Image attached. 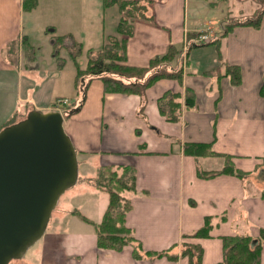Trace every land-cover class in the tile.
Listing matches in <instances>:
<instances>
[{"label":"crops","instance_id":"1","mask_svg":"<svg viewBox=\"0 0 264 264\" xmlns=\"http://www.w3.org/2000/svg\"><path fill=\"white\" fill-rule=\"evenodd\" d=\"M191 1L220 17L218 42L190 43L193 31L212 27L191 25L187 7ZM24 14L22 0H0V128L33 109L49 111L56 98L76 90L77 70L66 80L65 56H60L63 65L58 58L54 62L51 57L49 66L41 60L44 53L53 51L56 36H68L69 43L82 47L88 44L93 51L110 36L126 38V63L138 67L149 66L174 46L179 53L167 69L181 67L184 76L182 82L162 78L143 96L105 92L103 80L94 77L84 97L80 93L75 99L67 96L79 107L66 116L64 125L84 161L82 198L61 216L51 217L23 264H191L182 255L187 245L203 248L201 264H219L224 256L223 237L238 234L253 237L254 243L260 241V264H264V239L260 238L264 229V0H152L146 18L132 16L131 36L117 31L120 20L127 18L119 4H108L103 26L92 36L84 23L79 30L73 21L44 24L38 42L25 27ZM260 14L258 27L237 25L222 35L228 23ZM25 38L32 50L25 49ZM227 65L241 68L239 85L225 74ZM63 81L66 90L61 93L57 83ZM187 88L195 95L193 107L185 105ZM167 91L181 94L179 121H169L159 111L158 99ZM11 94L25 104L17 107ZM187 143H210L216 154L185 153ZM228 163L242 174L200 175L221 171ZM120 166L136 171V191L126 193L132 204L126 225L141 244V258H135L134 244L122 250L97 244L94 223L102 221L109 193L97 187L95 180L102 168ZM76 210L91 222L73 213ZM207 218L212 224L210 235L194 236ZM164 250L178 258L146 254Z\"/></svg>","mask_w":264,"mask_h":264},{"label":"trees","instance_id":"2","mask_svg":"<svg viewBox=\"0 0 264 264\" xmlns=\"http://www.w3.org/2000/svg\"><path fill=\"white\" fill-rule=\"evenodd\" d=\"M107 3H118L121 11L125 9V4L121 3L120 0H107ZM37 4L38 0H22L24 11L34 9ZM135 8L136 10H140L138 15L146 18L145 7ZM261 16L262 14L245 21L228 23L222 30V35H226L237 25L247 24L258 27L261 21ZM117 31L119 34L131 36L133 34V24L127 23L126 19H121ZM66 37L68 36L60 35L55 37L53 53L58 59H61L59 56L60 50L63 47L67 48L71 58L77 66L75 85L81 86V97H84L86 86L94 77H99L103 80L105 92L139 94L141 96L145 94L149 87L162 78H174L180 82L183 81L184 72L181 67L177 69H167V65L170 64L179 53L174 46H171L165 55L151 60L149 66L138 67L126 63L127 39H118L115 36H110L108 37L107 43L102 45V47L96 51H90L87 66L83 69L80 67L77 60L82 53V44L78 42L69 43ZM218 39L219 36L210 42V44L218 42ZM24 46L27 51L30 49L32 50L27 38H25ZM60 65H63V63ZM225 74L231 77L233 84L239 85L242 82L241 68L239 66L227 65ZM186 91L185 105L187 107H193L196 103L194 92L190 88H187ZM261 95L264 97V82L261 87ZM180 98L181 94L167 91L158 99L159 111L167 118V120L172 122L179 121L182 113V102ZM81 103V101L78 102L79 105ZM75 106H77V101L74 102L73 106L68 107V109L70 110ZM18 119V116L11 118L0 128V130L5 126L16 122ZM184 151L185 153H191L197 156L216 154L212 150L210 143H187ZM222 172H237L238 174H242V171L235 169L231 163H228L221 171L211 173L200 172V175L209 176ZM95 183L97 187L104 189L109 193V204L104 213L103 219L100 223H94L98 246L105 249L122 250L126 245L134 244V256L135 258H141V244L134 237L132 230L126 225L127 213L132 208L131 200L127 197L126 193L136 191L135 169L130 166H120L118 168L104 167L99 171ZM73 213L79 215L83 220L91 222V220L82 215L79 210H76ZM211 227V220L210 218H207L205 225L193 235L196 237H207L210 235ZM260 238L264 239V229L261 231ZM223 242L224 256L222 262L219 264H260V241L254 243L253 237L238 234L224 236ZM146 254L158 258L164 256L171 259L178 258L177 255H171L169 250L160 252L149 251ZM182 255L188 256L191 264H201L203 248L201 246L187 245L183 250Z\"/></svg>","mask_w":264,"mask_h":264},{"label":"water","instance_id":"3","mask_svg":"<svg viewBox=\"0 0 264 264\" xmlns=\"http://www.w3.org/2000/svg\"><path fill=\"white\" fill-rule=\"evenodd\" d=\"M66 115L33 109L0 130V264L23 258L43 237L60 196L78 181Z\"/></svg>","mask_w":264,"mask_h":264},{"label":"rangeland","instance_id":"4","mask_svg":"<svg viewBox=\"0 0 264 264\" xmlns=\"http://www.w3.org/2000/svg\"><path fill=\"white\" fill-rule=\"evenodd\" d=\"M120 1L121 3L125 4V9L123 10V13H125V16H127V18H122V19H126L127 23L132 24L133 22V20L131 19L132 16L134 18L142 17L138 15L140 10H136L135 7H140V8L145 7L146 8L145 12L147 13V5L151 3L152 0H120ZM199 1H202V0H199ZM196 4L197 3H195V5H192V1L190 3V7H189V4H187L188 5L187 7L189 8V16H190L191 25L194 26L195 24L197 25L196 27H199V25L202 24L204 27L203 29H205L207 25H210L212 26L213 32H217L219 29H221L222 22L219 19L220 17L218 15L213 16L211 14L212 12H214V10L209 8L205 11L202 6H199ZM107 5H108L107 0H38V4L34 9L30 11H25V14L23 15V23L26 29H29V28L31 29L29 30V33L31 35V38L36 42L40 40V38L37 37V34L40 33L41 27L44 24L54 25L55 23H57L58 26H60L62 22L63 23L69 22V24L75 22L73 24L74 25L73 27L77 30H79L82 27L83 23L84 25L87 24L88 26L86 25V28H89L88 35L92 36L94 32L95 33L99 32V30H101V27L103 26V15L105 13ZM65 15H68V16H65ZM142 18H145V17H142ZM201 32L193 31V34L191 36L193 35L197 36ZM90 49L95 50V48L89 46L88 44H85V46L83 47L82 53L77 59L80 67H86L88 63V57L90 55V52L88 51ZM53 51L50 49V51L48 50V53H44V57L41 56V60L44 61V65L45 64H47L48 66L50 65L51 57L53 58L54 62H58L57 57L53 55ZM59 56L66 57L65 60H67L68 65L64 73H65L66 80H69L71 78V75L76 72L77 66L74 60L71 58L68 51L66 50V48L60 51ZM60 60L61 59H59V62ZM75 88L76 90H73L71 93L69 91L65 93L66 97L67 96L73 97V99H75L78 96V93H80L79 97L81 98L82 96L81 86H76ZM65 90L66 88H65L64 81L57 83L58 92L63 93ZM68 97L67 99L71 101V98H68ZM8 98H9V94H8ZM10 99L12 100V102L14 101V103H16L17 107L25 104L19 99L15 100V96L12 94L10 96ZM25 116H23V118ZM78 165H79L78 181L75 185L68 188L60 196L57 206L52 212V216H51L52 218L61 216L64 213L65 209H69L75 205L74 201H78L82 198V195H80L81 194L80 192L82 191V186H83L82 182L84 180L83 179L84 161H83V158L80 156H78ZM31 252H33V249L27 251V254L23 255L24 256L23 258L25 260H29ZM23 258L18 259V260H13L10 262V264H23V260H24Z\"/></svg>","mask_w":264,"mask_h":264},{"label":"built area","instance_id":"5","mask_svg":"<svg viewBox=\"0 0 264 264\" xmlns=\"http://www.w3.org/2000/svg\"><path fill=\"white\" fill-rule=\"evenodd\" d=\"M215 38L214 33L211 29H207L204 32H201L194 39L190 40V43H208ZM70 102L67 98H57L53 103V108L57 110H62L64 107L69 105Z\"/></svg>","mask_w":264,"mask_h":264}]
</instances>
